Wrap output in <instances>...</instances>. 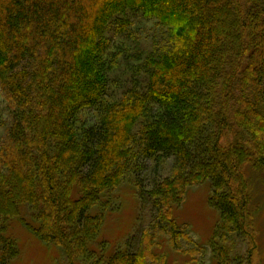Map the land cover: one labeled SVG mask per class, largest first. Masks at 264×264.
I'll return each instance as SVG.
<instances>
[{
    "label": "trees",
    "instance_id": "1",
    "mask_svg": "<svg viewBox=\"0 0 264 264\" xmlns=\"http://www.w3.org/2000/svg\"><path fill=\"white\" fill-rule=\"evenodd\" d=\"M142 23L159 45L141 49ZM115 38L122 44L111 55ZM119 55L123 74L113 66ZM0 91L8 116L0 264L17 257L18 223L62 248L69 264L81 255L139 264L155 230L197 262L199 250L179 243L173 211L187 188L205 182L219 212L206 243L212 264H260L264 206L252 179L264 185V0H0ZM139 158L152 166L147 184L136 177L152 223L136 251H105L98 204ZM233 238L245 252L231 258ZM165 258L156 252L151 261Z\"/></svg>",
    "mask_w": 264,
    "mask_h": 264
},
{
    "label": "rangeland",
    "instance_id": "2",
    "mask_svg": "<svg viewBox=\"0 0 264 264\" xmlns=\"http://www.w3.org/2000/svg\"><path fill=\"white\" fill-rule=\"evenodd\" d=\"M116 19L112 21L109 25L107 24L104 31V36H112L113 23H116ZM142 31L140 33L141 38V49H150L151 46L158 44L159 39L162 37L158 33L153 34V25L151 23L141 24ZM119 39L113 40L110 54L119 53L116 51V43H121ZM122 44V43H121ZM157 46V45H156ZM125 51L133 53L134 56L138 55L134 53L130 47H126ZM145 54L139 57L133 58L134 65H138L143 62ZM111 58L108 57V62ZM122 55L116 58V62L113 65L118 71L123 74L126 69L124 62H121ZM144 74V73H143ZM128 79V77L123 78V80ZM5 98L0 91V141L5 137V129L8 126V116L5 112ZM89 118L88 115H83L82 120ZM137 164L136 171L127 172L120 185L113 191L103 194L98 207L104 213V221L102 228L99 232L100 237L98 238L101 243H106L105 251L110 248L116 250L118 248L136 251L138 248V239L140 238L141 231L147 230L148 226L152 223V213L149 210H141L139 197H138V185L136 184V177L140 176L144 180V185L147 184L148 176L151 170L150 161H141ZM171 161V160H170ZM170 162H165L163 167H161L162 172H169ZM252 178V177H251ZM253 192L255 196V203H261L264 206V191L263 183L261 181H254ZM210 189L208 183H199L191 185L187 188L185 194L183 195L181 203L174 209V230L180 232L179 243L183 248H188L193 246L199 251H196L198 256L197 262H189L190 256L186 257L177 252L173 251L170 243V233L163 231H148L154 234V239L151 243L150 251H152L148 257H144L139 264H212V252L210 251L208 245L206 244L210 239L211 235L214 233V228L219 220V212L214 209L210 204L208 197L210 196ZM108 194V195H107ZM110 197V201L108 197ZM264 211V210H263ZM26 214H30L27 213ZM262 216L258 220L259 228H264V212L261 213ZM32 223L35 222L32 220ZM13 235L18 244V254L17 257L12 260L11 264H69L65 252L62 248L58 247L52 242L44 241L31 229L27 228L25 224H15L13 227ZM190 240V241H189ZM260 242L264 247V236L260 239ZM96 247V245H94ZM229 249L233 252L230 254L231 258H234L236 252L238 254H243L245 252V243L241 242L238 238H233L228 245ZM165 254V261H151L152 253ZM260 264H264V252L261 254ZM74 264H93L84 255L78 257V260ZM233 264H236L235 262Z\"/></svg>",
    "mask_w": 264,
    "mask_h": 264
}]
</instances>
